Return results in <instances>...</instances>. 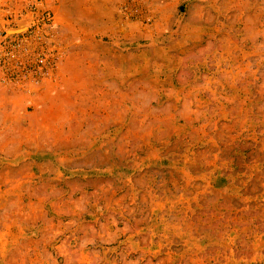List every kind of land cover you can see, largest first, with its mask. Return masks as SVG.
I'll return each mask as SVG.
<instances>
[{
    "label": "rangeland",
    "instance_id": "obj_1",
    "mask_svg": "<svg viewBox=\"0 0 264 264\" xmlns=\"http://www.w3.org/2000/svg\"><path fill=\"white\" fill-rule=\"evenodd\" d=\"M0 264H264V0H0Z\"/></svg>",
    "mask_w": 264,
    "mask_h": 264
}]
</instances>
